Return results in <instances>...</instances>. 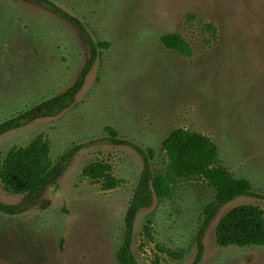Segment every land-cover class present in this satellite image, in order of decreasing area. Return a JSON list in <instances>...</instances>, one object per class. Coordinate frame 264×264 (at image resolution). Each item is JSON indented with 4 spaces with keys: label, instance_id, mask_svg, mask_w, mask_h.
I'll use <instances>...</instances> for the list:
<instances>
[{
    "label": "rangeland",
    "instance_id": "rangeland-1",
    "mask_svg": "<svg viewBox=\"0 0 264 264\" xmlns=\"http://www.w3.org/2000/svg\"><path fill=\"white\" fill-rule=\"evenodd\" d=\"M52 1L105 47L68 108L0 136L3 154L42 134L50 160L63 167L33 204L0 184V200L20 206L14 215L0 214V264H119L141 152L152 150V168L161 169V143L178 127L209 136L217 165L252 187L210 220L198 264H264V246L215 242L218 221L229 209L252 204L264 211V0ZM175 32L190 56L163 46L161 36ZM87 58L74 24L32 0H0V122L64 92ZM94 161L111 166L114 188L81 176ZM213 195L201 180H180L166 198L141 209L131 238L137 261L193 264L203 210ZM148 219L153 239L145 241Z\"/></svg>",
    "mask_w": 264,
    "mask_h": 264
},
{
    "label": "trees",
    "instance_id": "trees-1",
    "mask_svg": "<svg viewBox=\"0 0 264 264\" xmlns=\"http://www.w3.org/2000/svg\"><path fill=\"white\" fill-rule=\"evenodd\" d=\"M32 1L45 6L79 29L88 48V58L76 80L64 92L43 99L18 115L0 122V136L38 118L53 117L68 108L101 55V48L105 47L104 43L93 40L79 18L69 14L52 0ZM206 27L213 35L216 34L212 23H208ZM160 40L165 48L180 55L190 56L192 53L180 33L164 34ZM106 131L111 138H116L117 133L112 128L106 127ZM161 151L163 167L154 170L151 164L153 151L148 150V154L141 152L144 164L124 218L126 232L117 253L119 264H140L131 250L135 217L141 209L150 206L154 198H166L178 181L198 179L214 193L213 200L203 210L205 218L196 236L197 256L193 264H198L201 259L203 232L214 215L235 197L250 194L252 187L248 180L233 178L228 170L217 165V146L209 136L201 132L184 127L175 128L163 139ZM70 156L71 153H66L64 158ZM64 158L62 157V160ZM62 171L60 163L50 160L49 143L42 134H38L28 144L13 146L0 154V184L7 192L21 195L24 203L33 204L40 200L46 188L56 181ZM81 176L101 183L105 190L118 184V180L112 175L111 166L104 162L94 161L86 164ZM19 207L0 200V214L14 215L19 211ZM142 234L145 241L153 239L151 220L148 219L143 225ZM215 242L219 247L264 246V211L252 204H242L229 209L218 221ZM160 250L179 259L184 255L176 251Z\"/></svg>",
    "mask_w": 264,
    "mask_h": 264
}]
</instances>
